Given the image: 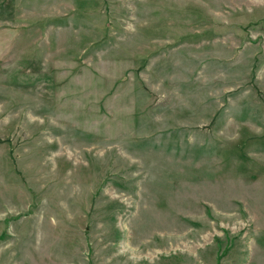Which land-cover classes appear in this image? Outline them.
I'll return each mask as SVG.
<instances>
[{
	"label": "rangeland",
	"instance_id": "374dc122",
	"mask_svg": "<svg viewBox=\"0 0 264 264\" xmlns=\"http://www.w3.org/2000/svg\"><path fill=\"white\" fill-rule=\"evenodd\" d=\"M0 264H264V0H0Z\"/></svg>",
	"mask_w": 264,
	"mask_h": 264
}]
</instances>
